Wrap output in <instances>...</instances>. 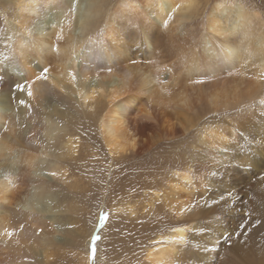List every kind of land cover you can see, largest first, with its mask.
Returning <instances> with one entry per match:
<instances>
[{
	"label": "bare ground",
	"instance_id": "obj_1",
	"mask_svg": "<svg viewBox=\"0 0 264 264\" xmlns=\"http://www.w3.org/2000/svg\"><path fill=\"white\" fill-rule=\"evenodd\" d=\"M106 2L0 0V264H26L21 254H8L7 245L15 238H37L25 225L39 227L46 215L62 212L58 191L66 183L67 190L73 187L68 179L79 151L98 152L100 142L123 167L107 193L151 191L168 213L131 225L121 247L137 252L138 264H188V256L194 264H210L220 225L234 208L243 177L251 175L257 176L251 180L255 188L243 196L251 219L247 232L257 244L264 237V97L255 101L257 87L264 92L261 15L235 1L216 2L193 44L185 22L200 13L197 0H123L112 8ZM146 63L147 73L136 80V70ZM243 66L253 73L252 81L240 79L231 88L232 75ZM158 77L179 84L172 109L142 103L165 92ZM197 98L213 111L245 102L248 107L239 120L227 116L220 130H206L201 140L206 155L186 162L182 154L159 156L165 141L188 130L186 114ZM219 180L230 197L227 206L210 207ZM196 196L204 203L190 210ZM198 210L218 216L213 219L219 225L186 224L187 214L195 217ZM48 220L55 230L65 229L55 217ZM205 234L212 241L204 253L199 242Z\"/></svg>",
	"mask_w": 264,
	"mask_h": 264
},
{
	"label": "rangeland",
	"instance_id": "obj_2",
	"mask_svg": "<svg viewBox=\"0 0 264 264\" xmlns=\"http://www.w3.org/2000/svg\"><path fill=\"white\" fill-rule=\"evenodd\" d=\"M120 1L123 0H107V4L105 3V7L112 8L113 6H115V4L118 5ZM197 1L199 3L198 12H200L201 14L199 13L198 15H195L191 20L185 22L186 30L191 36L190 42L193 44L194 42H198L197 40H199V37L201 36V33L203 31L201 23L206 21L208 12L210 11L209 9H211V5H214V3L219 1L238 2L246 8H249L254 12H258L264 21V0ZM0 32H2L1 28ZM147 70L148 63H146L145 66H140L136 70L137 73L135 75V79H143L144 74L147 73ZM252 76L253 73L251 72V70L247 69V66H243V68H241L237 73L232 75L235 82L231 85V88H234V86L240 79H247V81H252ZM157 79L165 85V92L162 90L156 91L153 94L154 97L147 100H145V97L142 96L144 97L142 103L149 106L158 105L159 107H163V105L160 104L161 102L162 104L167 105L168 109H172L173 104L177 102V92H179L177 88H179V84H177L176 82H168V84H166L167 82L164 83L161 81L162 78L158 77ZM175 90L177 91L175 92ZM263 93L264 92L262 90V87L258 86L255 93V101L263 99ZM246 103L247 102L241 103V107L240 104H236L237 106H231L230 110L227 109L226 111H224L225 109H218L216 111H213L212 108H207L206 103H204L202 100L198 98L195 99L196 105H192L194 111H190L186 114V117L188 119V130L183 136L177 137L174 140L171 139L165 141L166 144L164 143V145H162L161 147V149H164V151L160 153L159 156H161L162 154L168 156H177L179 154H182L183 161L186 162L187 159H191V156L193 158H196L199 153L202 155H206V145L201 142V140L207 139L206 130H220V127H222L223 125V119L227 116H230L234 120H239L236 118L239 117V113L241 112L240 110H243L246 106L248 107ZM178 109L185 108L181 106L178 107ZM246 110L248 114L250 109ZM216 120H219L217 124L213 123ZM97 135L98 133L96 134L95 132V136L98 137L97 141L99 140L100 142L99 135ZM247 140L248 142H250L248 138ZM78 141H80V139H78ZM101 145V142L99 145L97 143V149H99L98 152L92 151L89 153L87 152L86 147L80 150L77 156V160L74 163V167L76 166L75 168L77 169L74 170L73 174L68 179L70 182L68 184L73 185V187H69L68 190L70 191H68L66 188V183L65 185L61 186L59 191L57 189L59 193L58 195L62 196L63 198L59 201L61 203L60 208H62V212H53V214H48L46 216L48 217V219L55 217L56 220L64 224L65 229L62 231L55 230L52 226V222L48 219L42 222V225H40L39 227L33 226L31 224H26L25 226L27 229L29 228L31 230L37 231V238L22 242L15 238V240L11 241V244L7 245L8 248L5 251L8 254H10L11 256L21 254L24 261L26 260V264H85L86 262L87 264H138V261L135 259L137 252H133L131 249H123L121 247L122 241L130 231L131 225L133 223L136 224L141 220H144L145 222H154L160 219V217L165 213H168L164 208L162 200H160L161 198H153V193L151 191L146 190L145 192L143 191L136 194L135 192H132L126 193L127 195L125 194L121 196L118 195V193H113L112 191L109 194L107 193L109 184L111 182H115L116 180V182L120 180V177H118L117 173H119L120 175L123 171V167L122 165L120 166L118 164V161L113 162L108 156L106 149L104 147L102 149ZM256 146H258V149L263 148L262 146H259L257 144ZM253 154H255V152ZM146 156L147 158H153V155L146 154ZM139 159L140 157H135V162L130 161V164L127 163L128 169L131 172L134 173L133 169L130 166L131 163H136ZM123 164L125 163L123 162ZM168 170L169 168H167V171ZM260 170L264 172L263 168H261ZM171 173L172 171L168 175L172 176ZM255 177L257 176L251 175V180L254 181L256 179ZM243 178V184L241 185V187L239 186L240 188H238V196L232 203L234 208L230 210L231 214L228 217V220H225L223 222L224 224L220 225V232H218L217 234L218 238H216V246L214 255L212 256L213 260L210 264H264V237L260 238L259 241H256L257 244H254L253 238L250 239V235L248 234L249 230L247 232L248 225L249 223H251V219L249 215H247V206H245V200H247V196L243 195L247 194L248 187L255 188V186L251 183L252 181L250 179H247V176H244ZM218 182L220 184V188L214 190L211 193L210 200L213 202L210 201V207L212 206V204H214V202H218L219 206L225 207L228 203L227 198L230 197L228 194L229 190L226 191V189L221 186L223 185V181L219 180ZM154 201L155 203H153ZM202 203H204V199L201 196H196L195 202L191 203L189 209L192 210L193 208L191 207L193 205H198V207H200ZM161 204L163 205V207L160 206ZM104 206L105 209L101 211ZM130 208L134 213H129ZM104 213L108 214V221H111H107L109 224L106 223L105 227L100 230V226L104 224ZM134 214L136 215L133 216ZM137 215H140L142 219H136ZM212 216L205 214V212L201 210L199 212L198 210V213L195 217L192 214L188 213L184 219V222L190 225L197 220L201 223V225H203L204 223H208L212 227L215 225H219L217 223V220H215L218 218V216ZM211 219L215 221H212ZM172 220L175 221V219ZM241 225H244L243 229H241ZM88 226L94 227L93 232L89 230ZM97 232H99L98 240L96 239ZM42 238L47 239V244L41 242ZM201 239L202 240L199 242L201 246L199 252L204 251L205 253L211 249L210 244L212 238L210 234H205L201 237ZM88 241H90L89 244H87ZM84 247L87 248L85 249ZM81 248H83L84 250H82ZM0 259H2L1 256ZM83 259L84 261H82ZM190 261L195 260L189 259L188 256V264H194Z\"/></svg>",
	"mask_w": 264,
	"mask_h": 264
},
{
	"label": "snow or ice",
	"instance_id": "obj_3",
	"mask_svg": "<svg viewBox=\"0 0 264 264\" xmlns=\"http://www.w3.org/2000/svg\"><path fill=\"white\" fill-rule=\"evenodd\" d=\"M164 26H165V27L168 26V22H167V21L165 22ZM47 71H48V69H44V72H43V74H42V77H43V76H46ZM198 82H199V81H198ZM17 87H18V90H21V91L23 90L22 86H17ZM29 95H31V93H29ZM21 103L23 104L24 102L21 101ZM261 103H264V101H261ZM194 206H195V205H193V207H194ZM103 218H104V224L100 226V230L103 229V228L105 227V225H106V223H107V221H108V214H107V213H104V214H103ZM243 228H244V225H241V229H243ZM96 239H97V240L99 239V232L96 233ZM93 250H94V246H93Z\"/></svg>",
	"mask_w": 264,
	"mask_h": 264
}]
</instances>
